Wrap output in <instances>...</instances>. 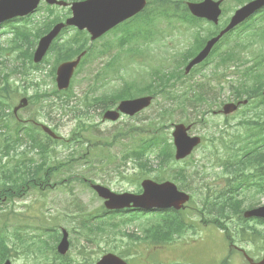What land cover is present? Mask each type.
Returning a JSON list of instances; mask_svg holds the SVG:
<instances>
[{
    "label": "rangeland",
    "instance_id": "rangeland-1",
    "mask_svg": "<svg viewBox=\"0 0 264 264\" xmlns=\"http://www.w3.org/2000/svg\"><path fill=\"white\" fill-rule=\"evenodd\" d=\"M237 3L232 2L231 0H225L223 1V8L226 11L225 12V17H229L231 16L238 8ZM224 19V18H223ZM162 25H165L164 22H162ZM206 25L204 24V27ZM158 28H161V25H158ZM124 26L121 27V30L123 31ZM187 32V31H185ZM178 34L177 32H175L171 39H173L174 37H176ZM192 32L188 31L186 36L187 37H192ZM157 34L154 36L155 38H157ZM230 36V35H229ZM227 36V37H229ZM109 35H107L103 41H108ZM84 39V36L82 34H78V33H73L71 34L68 44H70L73 49H76L78 47V45L82 42V40ZM130 38L124 34L119 35L118 38L115 39V41H113L112 45L115 47V50L118 49L119 50V54L116 55L118 57L117 62L119 65L122 64V61L124 59V57H126L127 55H129L130 49L133 45L132 42H129ZM225 40V38L223 40H221V42H223ZM167 41H170V37L167 39ZM133 42H136L138 46H143L145 41L142 39V36L138 39H133ZM180 42L181 41L180 39ZM231 43V40H230ZM153 43H151L149 45V47L152 45ZM215 52V50H214ZM213 52V53H214ZM55 58L56 55L53 52H50L47 56L46 59H50V62H48V71H50L54 66H55ZM85 60H83L84 62ZM99 64V63H98ZM98 64H96V66L92 69L91 66L89 65L88 67L80 70V73L78 75V79L82 80L83 76H85V72L83 70L85 69H92L93 71H97V67ZM232 66V65H231ZM10 66H8L9 68ZM230 67V65H229ZM228 67V68H229ZM3 68L0 67V70H2ZM229 69H227L228 71ZM232 70V69H231ZM213 71L212 65H210L208 68L204 69V74L205 75H211ZM7 71H5L6 73ZM18 76L17 77H13V81L18 80ZM76 79V83L73 86L72 92L74 94V96L76 97V100H82L84 95H82L83 93H85V84L86 85H91V83L88 82H82L80 80ZM200 78H197L196 76L187 79L186 81H190V84L196 83ZM41 80H46V82L44 81V83L42 82V86H46L43 89L49 90L52 88L49 80L44 79L41 77ZM202 80V78L200 79ZM239 82V76H232L230 78H228L227 83L221 82L220 84H218L217 82L213 81L211 84L213 85V88L215 89V91H217L218 87L221 88V93L214 98L213 101H215L214 104H212L211 106H208V102L205 101L204 104H206L207 106H203V104L200 107H197V109L195 111L192 110H188L187 113L189 115H195L197 116L198 113H203L205 112L208 116V125H212V124H219L218 127L222 128L224 126V120L221 116H219L218 114H214L213 115V111H218V101L219 99L221 100H227L230 98V86L231 85H235L236 83ZM72 84V81H71ZM119 84V83H117ZM178 90L177 93H181L184 91V89H182V87L180 85H178V88H176ZM30 90V89H29ZM31 91L32 88H31ZM229 94V95H228ZM212 99V98H210ZM164 98H157L156 100V104L154 106H152L151 108H149L148 110H146L139 119H135V120H127V119H123L120 122H117L115 124H111V123H104L103 126L100 127L99 132L100 134V140L101 141H105V140H112V133L117 131V130H121L123 129V127L126 125H134L137 123V126H141L143 123H147V124H154L156 123L154 121L155 119V114L156 112L161 108V107H165L166 105L164 104ZM161 105V107L159 106ZM37 106H31L29 108V112L27 113H22V117L26 118L29 116V114H33V112H35ZM178 111V109H175L174 112ZM58 113H53L52 114V118L56 119ZM180 114H175L172 118L171 122H174L173 124H177L178 120H180L181 118ZM42 119V121L46 122V120L43 118V116L40 117ZM240 116H237V118L234 119H230V132L231 131H235L236 127H238L236 125L237 120H239ZM98 120V119H97ZM148 120V121H145ZM92 122L96 123L97 121L92 119ZM65 123V127L63 129H61V133L63 135H66L68 132L71 131V129L74 126V122H72V120L69 121V119H65L64 120ZM241 130V128H240ZM212 130L209 129V127H203L201 124L196 123L190 130V133L192 135H198V136H205V137H210ZM162 134H165L167 139H171L170 137V129H164L162 131ZM113 141V140H112ZM120 141V140H118ZM123 144H127L129 142V138H124L123 140ZM120 144L122 145V143L120 142ZM118 144L116 146H114L110 151L112 154H116L118 157L121 155V150L123 149L122 146ZM161 147H164V144L161 145ZM211 150V148L209 146H207V149H199L195 152V154L190 158H188L186 161L191 162L190 164H182V167H185V169H187L188 174H190V176L188 177V181L186 182V186H184V188L186 189L185 191L188 192L190 195H192V198H194L193 202H197L198 200H200L201 198H198L199 194H202L203 192H205L204 188L205 185H210L211 184V180L213 178L212 174H218L219 170L216 169L214 172H212L210 170V167L205 165L203 158L205 156H207L208 152ZM88 163V168L92 169L91 171H89V173H84V169H76L75 172L77 174H83L85 176H90L94 179H97L99 181H102L104 179L110 178L111 183L108 184V186L115 192H125V191H134L136 189V185L135 183H131L128 180L122 181L120 179V176L117 173H122L123 175L129 176V174H132L134 171L131 169L132 164L131 163H127V164H122V165H109L107 167H104V171H98L95 170L97 168H101V165L98 164V159H95L94 157H89V159L86 160ZM171 161V159H170ZM154 163L151 165L152 168L156 169L158 166V163L156 164L155 160L153 161ZM83 163V162H81ZM172 164H176L178 166L177 163L172 162ZM106 165V164H105ZM126 165V166H125ZM80 171H82L80 173ZM168 171V170H167ZM167 171L165 172V174L163 176H165L167 174ZM98 173V175H94L95 173ZM91 173V174H90ZM150 178L154 180L155 177V172H152L149 174ZM162 177V176H161ZM73 189H74V193L72 195V197H67L65 196L62 192L60 191H56L53 190L51 192H48L46 194V201H48L49 203H42V204H33L35 211L33 212V210H31L32 215L30 214H26L27 213V207L28 205L31 204V202L36 201L38 198H41L39 194L37 193H31L30 195L27 196V198H24L22 203L20 201L14 202L15 207H16V212L18 214L21 215H25L26 214V221L29 223L30 226H33V224H35V228L37 227H42L39 231L41 232V234L39 235L38 239H35V242L37 244H39L42 248L45 249H49L51 247H53L56 244V240H55V235L58 231V229H56V226L59 224V219H60V213L62 212V208L63 206L67 205L68 202L71 203V198H74V196H76L78 198V201L80 202V206L81 209L84 211V213H88V212H96L97 210H100L102 203L100 202V200L92 198V196L90 195L89 192H85L86 190L83 188H81L80 186H75L73 185ZM54 202L56 203V208L54 206H52L50 204V202ZM65 201V202H64ZM68 201V202H66ZM264 203V199H262L261 203ZM73 208H70L68 211H66L67 215L70 214H78L79 209H77V204L74 203L72 205ZM171 214V219L174 217V215L172 213ZM64 215V214H63ZM169 215H165V214H161V213H154V214H137V213H130V214H124V215H118L117 217H115L113 219L114 223H119L121 220H123V218H136V223L133 226H141L145 224V221L148 219H156L158 221H164L168 218ZM113 216L108 215L106 217V220L111 219ZM148 217V218H147ZM179 218L182 219V221H184L185 225L188 226V224H191L189 222V216H188V210L185 211H181V213L178 216ZM192 219L193 216L191 217ZM148 222V221H147ZM67 223V224H66ZM65 223L64 219L62 220L61 224L59 226H61L62 228H67L68 231H70L72 228H76V230H79V222L78 220H70L67 219V222ZM9 224L11 225H16L15 222H13L12 220L9 221ZM228 227H231V224H228ZM127 230H122V232L124 233H130V232H137L138 235L141 234L140 232V227L137 230L136 227H132V226H127L126 227ZM32 234H36L35 231L31 230ZM115 237L116 239L110 240L109 242V246L105 247L103 244H101L100 242L97 245H91V244H86V242H84L83 240L78 241V243L75 244L73 250L71 251L70 257L71 259H78L82 262V259L80 257L77 256L76 254V247L77 245H79L80 249H85V252H87L88 254L91 253L92 254V259L96 258V259H100L102 257L101 252L103 250L107 251V252H111V250H113V246H117L119 247V250H124L126 247H130L131 245L134 244V241H130L128 238H122L120 236H111ZM79 237L76 238V241L78 240ZM175 239L172 242V246L177 247L175 249V252H177L179 250V254L177 255L176 259H171L168 260V262L163 263L162 261L159 260L160 256H158L159 253L162 252V250L158 249V247H154L153 246H146V248H144L143 250L140 251L139 256L136 258L135 262H128V264H220V260L227 255V244H225V240L224 237L220 234V232L217 230V228L213 225H202L200 228L198 227V234L197 236H194L193 234H191V232H188L185 236L180 237V238H173ZM239 240H237L236 242H238ZM227 242V239H226ZM258 244H262V242H259ZM129 248V249H130ZM142 247V245H138L137 247H132L131 248V252L133 253L136 250H140ZM243 248H246V250L248 252H250L251 249L254 250L255 246L252 247L249 244H245L243 245ZM118 252V251H116ZM106 254V253H105ZM113 254V252H112ZM115 255H117L116 253H114ZM257 255V252H256ZM233 264H244L242 262V260L239 258V256H233ZM127 258H131L130 256ZM31 258L29 260H23L20 259L19 261H17V264H30ZM43 264V263H41Z\"/></svg>",
    "mask_w": 264,
    "mask_h": 264
},
{
    "label": "water",
    "instance_id": "water-1",
    "mask_svg": "<svg viewBox=\"0 0 264 264\" xmlns=\"http://www.w3.org/2000/svg\"><path fill=\"white\" fill-rule=\"evenodd\" d=\"M38 0H0V22L10 18L15 13L25 15L36 8ZM49 4H54V0H47ZM62 5V3H57ZM146 5V0H87L72 5L73 17L67 21L69 25H76L79 29L86 28L91 34L92 39H95L106 32L111 27L119 22H122L137 13H139ZM220 2H213L212 0H204L201 3H188L187 8L190 13L196 18H204L209 21L217 23ZM264 6V0H256L249 3L241 10L236 12L229 27L224 30L217 38L208 42L206 48L189 64L186 71L200 62H202L210 52L212 46L218 39L232 27L244 21L256 10ZM60 27H56L40 41L39 49L35 54V61L38 62L49 43L57 35ZM75 63L65 64L60 67L58 71V82L65 83L67 86L68 80L71 76ZM150 103L149 99H143L129 104L122 103L119 109L129 115H133L141 109L147 107ZM236 110L235 105L224 106V114L232 113ZM111 120H116L117 115L108 113L107 116ZM186 129L180 125L177 126L173 133L174 143L176 145V159H183L189 155L192 149L199 144L198 138H189L186 134ZM144 192L140 196L121 195L115 196L109 192L104 191L103 197L108 201L105 203L108 209H123V208H140L148 209H165L175 208L180 209L181 205L188 201V196L177 191L176 187L170 183L155 184L152 182L143 183ZM246 216H256L264 218V208L258 209ZM68 244L66 237H64L58 251L64 254L67 250ZM98 264H124L117 257L107 255ZM258 264H264V259Z\"/></svg>",
    "mask_w": 264,
    "mask_h": 264
},
{
    "label": "trees",
    "instance_id": "trees-1",
    "mask_svg": "<svg viewBox=\"0 0 264 264\" xmlns=\"http://www.w3.org/2000/svg\"><path fill=\"white\" fill-rule=\"evenodd\" d=\"M187 1H199V0H187ZM232 2H237L239 4H243L244 2H248L250 0H231ZM155 2V1H154ZM184 1L182 0H159V6H161V12H159V9L156 7V9H153L151 13H153V16H148L146 20H142L144 24H147L149 22L154 23L156 22V18L159 16L161 18H164L168 21L169 26L171 27L173 25V21L180 20L183 23L189 24L192 27H196L198 20L190 17L187 13L186 7L184 5ZM158 4V1H157ZM158 11V12H157ZM156 19V20H155ZM216 34L215 31H208L205 34H197L194 38V46L193 48L184 53V59L188 60L191 58L196 51H198L204 44L205 37H210L212 35ZM261 36H264V32L261 30L259 33ZM253 42L250 44L251 46L255 45ZM243 49H239V51H233L226 53L223 56H220V59L223 63L226 62H235V63H241V53ZM0 52L1 53H7L3 47L0 46ZM174 71L170 74V76H174ZM246 74L255 81L253 83V86L250 88H245L244 93L246 97L249 99L252 98V95H256V97L259 98V104L264 108V95L262 94V89L264 88V78H259V80H256L257 77L252 74V70H247ZM263 85H261V83ZM242 87H249V85L243 84ZM0 93H6V91H0ZM238 93V92H237ZM244 93L239 94L238 96H242ZM4 95L0 96V138L3 137L2 130L9 131L10 126L7 122V118L2 113V99H4ZM195 101H203L204 98L201 95H197L195 98ZM260 117H255L257 120H243L240 125H243L246 127V130L242 134H236L233 135L231 139L234 138L232 142H230V145H227V142L224 141L225 132H221V135L218 137V140L220 143L226 144L224 148H227L228 151L232 149L233 156L239 161V168L240 170H246V171H252L254 177L257 176L258 183L260 186L264 188V111L260 114ZM130 130V128L128 129ZM132 131H138V129H133ZM146 131V130H144ZM120 136V135H119ZM227 136V135H226ZM6 140V139H5ZM9 149L10 147L14 149V144L18 143V140L10 139ZM146 143V142H145ZM159 146V142L157 143V139L155 137H152L148 143L146 144V148L148 147H156ZM229 146V147H228ZM238 147V148H237ZM233 148H236L237 150H234ZM0 149H2V146L0 145ZM150 149V148H149ZM16 165V167L24 168L25 163H28L27 160H22ZM161 163H166V158H161ZM22 166H21V165ZM226 167V166H225ZM238 168V167H237ZM226 170L231 171L230 168L226 167ZM29 170L24 171L23 175L19 176L16 171L10 172L6 169H2L0 172V192L3 195H8L10 193L11 189H20V187H25L27 185V176L29 175ZM21 178V179H20ZM10 190V191H6ZM243 202H249L250 204H256L257 200L256 198H221V200H218V206L221 210H218V216L217 217H223L225 216V208L228 207L230 209L229 213H238L241 211L240 206ZM83 227H89L86 223H82ZM184 225L183 223L175 218V219H167L165 223L162 225L156 224L150 229L145 231V239L147 238H156L154 239L157 242H165L170 241L172 238V235L174 233L180 234V232L183 231ZM90 233H93L92 229H88ZM129 238H133V236L128 235ZM1 250H4V244H1L0 246ZM223 264H228V261L223 262Z\"/></svg>",
    "mask_w": 264,
    "mask_h": 264
},
{
    "label": "flooded vegetation",
    "instance_id": "flooded-vegetation-1",
    "mask_svg": "<svg viewBox=\"0 0 264 264\" xmlns=\"http://www.w3.org/2000/svg\"><path fill=\"white\" fill-rule=\"evenodd\" d=\"M61 42H63L62 38H61L60 41L57 43V45H56L57 48L62 47V46H60V43H61ZM64 46H65V45H64ZM89 46H90V44L88 45V47H89ZM101 49H102V48H101Z\"/></svg>",
    "mask_w": 264,
    "mask_h": 264
}]
</instances>
